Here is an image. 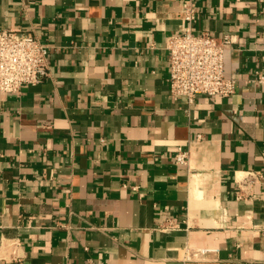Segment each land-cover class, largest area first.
Listing matches in <instances>:
<instances>
[{"label":"crops","instance_id":"obj_1","mask_svg":"<svg viewBox=\"0 0 264 264\" xmlns=\"http://www.w3.org/2000/svg\"><path fill=\"white\" fill-rule=\"evenodd\" d=\"M184 1L0 0L50 70L0 93V264H264V0H190L237 80L192 103L165 49Z\"/></svg>","mask_w":264,"mask_h":264},{"label":"built area","instance_id":"obj_2","mask_svg":"<svg viewBox=\"0 0 264 264\" xmlns=\"http://www.w3.org/2000/svg\"><path fill=\"white\" fill-rule=\"evenodd\" d=\"M181 13L185 27L168 35L165 41L170 95L175 100L185 98L188 103L199 96L230 97L237 85V80L224 72L225 50L232 42L231 35L224 34L217 42L207 31L196 30L198 13L190 0L181 5ZM49 73L48 48L37 35L14 28L0 29V93L17 92L23 85L37 84ZM262 78L260 75L259 79ZM174 158L177 164L188 163L187 151L181 147H177ZM249 175L256 178L253 173ZM176 226L167 220L159 228Z\"/></svg>","mask_w":264,"mask_h":264}]
</instances>
